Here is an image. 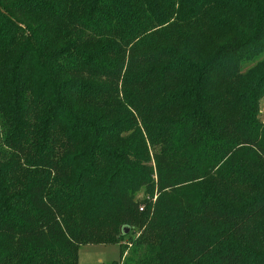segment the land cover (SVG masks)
<instances>
[{"label": "trees", "instance_id": "obj_1", "mask_svg": "<svg viewBox=\"0 0 264 264\" xmlns=\"http://www.w3.org/2000/svg\"><path fill=\"white\" fill-rule=\"evenodd\" d=\"M262 56L264 0H0V264H264Z\"/></svg>", "mask_w": 264, "mask_h": 264}, {"label": "rangeland", "instance_id": "obj_2", "mask_svg": "<svg viewBox=\"0 0 264 264\" xmlns=\"http://www.w3.org/2000/svg\"><path fill=\"white\" fill-rule=\"evenodd\" d=\"M261 58H264L262 56ZM256 62H250L245 65L244 69L250 68ZM264 105V98L261 100V105ZM258 119L264 124V117L258 116ZM143 197V193L138 194L137 198ZM139 232H132L129 236H139ZM128 239V238H127ZM125 239L117 245H84L80 249V264H123L125 257L131 249V244ZM124 252L123 257L120 256Z\"/></svg>", "mask_w": 264, "mask_h": 264}, {"label": "built area", "instance_id": "obj_3", "mask_svg": "<svg viewBox=\"0 0 264 264\" xmlns=\"http://www.w3.org/2000/svg\"><path fill=\"white\" fill-rule=\"evenodd\" d=\"M260 115H261L262 117H264V105H263V104L261 105Z\"/></svg>", "mask_w": 264, "mask_h": 264}, {"label": "water", "instance_id": "obj_4", "mask_svg": "<svg viewBox=\"0 0 264 264\" xmlns=\"http://www.w3.org/2000/svg\"><path fill=\"white\" fill-rule=\"evenodd\" d=\"M130 232V230L129 229H127L126 231H125V234H128Z\"/></svg>", "mask_w": 264, "mask_h": 264}, {"label": "crops", "instance_id": "obj_5", "mask_svg": "<svg viewBox=\"0 0 264 264\" xmlns=\"http://www.w3.org/2000/svg\"><path fill=\"white\" fill-rule=\"evenodd\" d=\"M81 252H82V251H81ZM81 252H80V253H81Z\"/></svg>", "mask_w": 264, "mask_h": 264}]
</instances>
